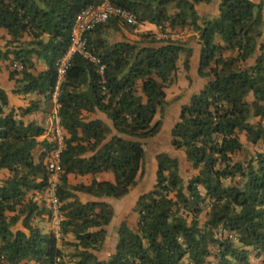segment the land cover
Returning <instances> with one entry per match:
<instances>
[{"label":"trees","instance_id":"obj_1","mask_svg":"<svg viewBox=\"0 0 264 264\" xmlns=\"http://www.w3.org/2000/svg\"><path fill=\"white\" fill-rule=\"evenodd\" d=\"M102 1L0 0V27L12 42L31 37L25 48L13 52L23 67L12 71L11 78L23 75L17 82L24 92L40 91L50 98L57 78L55 63L70 45L76 16ZM110 2L136 15L133 29L151 23L163 33L166 25L198 32L202 45L198 74L211 80L182 105L171 129L172 147L183 150L197 173L186 184L181 160L159 153L157 183L137 202V230L123 222L117 227L115 253L105 260L99 257L108 236L106 227L116 215L114 206L107 201L84 203L75 192L115 199L130 194L143 172L144 141L157 136L163 126V120L155 118L168 106L165 88L179 69L181 55L186 54L184 67L189 71L193 54L185 42L172 38L148 45L112 44L107 30L122 23L112 18L88 35L89 48L105 66L103 73L75 55L60 90L59 114L68 133L58 187L61 238L32 223L33 216L45 209L29 193L44 192L50 176L45 165L48 140L40 159L34 156L45 129L19 119L14 110L7 112L9 96L0 85V169L10 173L0 184V264L24 260L62 264L65 254L59 239L75 248L73 264H182L186 257L190 264H210L214 247L218 254L213 264H252L248 247L264 254V148L247 162L235 161L233 155L244 149L241 133L250 143L264 146V3L222 0L219 16L207 19L197 5L213 0ZM35 55L48 65L38 74L33 72ZM255 56L254 65L240 67ZM96 112L106 114L112 125L89 116ZM253 118L259 121L252 123ZM109 171L114 182L69 183L70 174ZM205 207L208 218L202 226L199 217ZM68 234H73V241L65 240Z\"/></svg>","mask_w":264,"mask_h":264},{"label":"crops","instance_id":"obj_2","mask_svg":"<svg viewBox=\"0 0 264 264\" xmlns=\"http://www.w3.org/2000/svg\"><path fill=\"white\" fill-rule=\"evenodd\" d=\"M222 0H213L212 3H201L197 5V10L202 18L212 19L217 18L220 14V4ZM256 3H264V0H253ZM174 9L171 11L174 13ZM166 32H170L171 34H175L176 40H182L185 42L188 41V37L184 35V29H176L172 30L168 25H166ZM107 35L110 39V42L117 43L121 41H128L132 43H140L142 45H148L149 43H143L138 40H140L141 37L144 36V34H152L156 39H161L163 36V32L155 24L151 23H144L141 24L139 27L135 29L128 30L122 23H119V28H110L107 31ZM194 34L197 35V39L194 41H190L187 45L193 49V54L190 59V70L188 71V76L192 80H197L198 82H204L205 85L209 80H211V77L208 78H202L198 74L199 66H200V57H201V50L202 45L199 42V35L198 32H194ZM185 38V39H184ZM31 37L25 36L23 38H20L19 40L12 42L13 37L9 35L8 31L5 28L0 27V65H1V71H0V85L3 89L6 90L9 96V106L7 107V112L16 111V113H19L18 118L24 120L26 123L29 122H35L38 125L42 126L45 129V133L39 137V141L41 144L36 148L34 151V156L36 161H38L41 157V155L45 151V144L44 142L47 141L48 132L51 126L50 121V113L53 109V104L51 102V99L47 97L45 94L41 93L40 91L35 92H24L23 86H20L18 84V80L22 79L23 75L18 73L15 75V78H11V72L13 71L11 65L12 62L15 60L14 51L21 50L22 48L26 47L27 41H30ZM218 43L223 44L222 40L217 37L216 38ZM261 52L258 51L256 56L260 54ZM233 52H228L227 55H232ZM256 56L253 59V62L251 65L255 64ZM34 61L36 64V68L33 70L35 74H38L42 71H45L48 69V65L45 61L39 59L37 55L34 56ZM22 68L18 69L17 71L20 72ZM205 85L200 87L198 91H194L192 93H198L200 92ZM191 95V96H192ZM190 96V98H191ZM190 98L187 103H189ZM185 103V104H187ZM31 106H35V109L27 114H22L20 111L23 109H27ZM91 118H99L107 122L109 125H112V122L108 119L107 115L102 112H96L89 114ZM178 121V120H177ZM173 122V125H171V129L177 122ZM184 153V152H183ZM184 156L186 157L185 153ZM187 160V158H186ZM157 167V164H156ZM10 175L9 171L5 168L0 169V184L3 180L8 178ZM94 179H97L99 181H111L114 182L115 176L114 173L109 172H102L96 175L88 174V175H76V174H70L69 175V183L71 185H78V184H85L89 185L93 182ZM133 190V189H132ZM131 190V192H132ZM131 192L127 196L121 198V199H115V198H98L86 193L82 192H75L76 195L79 197V199L86 203L90 201H107L111 203L114 206L116 215L113 219V221L106 227L108 231V236L106 240V244L104 248L98 253L99 257L103 260L108 259L113 253L116 251V247L118 244V233H117V227H119L123 222H126L131 229L137 230L138 228V222L140 218V213L136 208H138L137 202L139 198L130 200ZM31 197L35 201L38 202L40 207H42V200L43 194L37 191H32L29 193ZM32 223L34 226L40 228L45 233H50L52 229V225L49 222V219L47 217V213L45 210L41 213H36L33 216ZM60 238V237H59ZM66 241H73L74 236L73 234H68V237H65ZM59 246L62 248L63 252H70V249L68 248L69 245L65 244V242L61 239H59ZM250 251L255 250L254 247H248ZM258 252H262L261 250L257 249ZM264 255V254H262ZM258 257L262 258L260 255ZM251 252L250 259L252 264H257V262L260 261V258H258ZM186 263H189V259L186 257L184 260ZM21 264H36L34 261L30 260H24ZM73 264V263H71Z\"/></svg>","mask_w":264,"mask_h":264},{"label":"built area","instance_id":"obj_3","mask_svg":"<svg viewBox=\"0 0 264 264\" xmlns=\"http://www.w3.org/2000/svg\"><path fill=\"white\" fill-rule=\"evenodd\" d=\"M112 18H118L132 26L138 24L135 14L112 4L110 0H103L98 5L89 6L76 16L71 29L70 45L67 51L59 57L55 63L57 78L55 86L50 94L53 109L50 113L51 126L47 137L50 143V149L45 158V165L50 176L48 185L42 194L47 201V208L49 211L48 219L52 225V233L57 237L61 236L62 231V202L60 201L58 193L61 175L63 174L61 155L66 148V140L68 138V133L62 124L59 114L61 107L59 103L61 86L65 81L67 72L72 65L75 55H81L85 59L93 62L98 67L99 71L103 73L105 66L101 64L100 59L89 48L88 35L98 25L106 23ZM162 38L175 39L176 36L170 32H165ZM11 67L13 70H18L22 68L23 65L20 61L15 59Z\"/></svg>","mask_w":264,"mask_h":264},{"label":"rangeland","instance_id":"obj_4","mask_svg":"<svg viewBox=\"0 0 264 264\" xmlns=\"http://www.w3.org/2000/svg\"><path fill=\"white\" fill-rule=\"evenodd\" d=\"M120 22H122V24L128 30L133 29L131 25L129 26L123 21H120ZM183 31L185 32L184 35L188 37L186 38L188 39V41L187 40L185 41L186 44H188L190 41H193V40L195 41L197 39V35L194 34L195 30L192 27H186L184 28ZM153 40H156V38L152 34H144V36L141 37L140 40L138 41L150 44L153 42ZM180 41H183V39ZM185 59H186V54L183 53L180 57L179 69L177 73L172 78V82L168 84L165 88L166 93H167L168 106L164 114H162V112H159L155 118V121L160 120V119L163 120V126H162L160 133L157 136L144 141L146 157H145L144 164H143V172L139 175L137 185L133 188L131 192L130 200L134 198L137 199L142 194L154 189L157 183L156 156L161 152H168L172 156L178 157L181 160V173H182V177L186 184L188 183L189 179L197 173V171L193 168L192 164L188 160H186L183 150H176L171 145V125H173V122L179 120L182 105L187 103L192 93L196 90L198 91V89L202 87V85L204 86L205 81H206L205 80L204 82H198L197 80L194 81L190 79V77L188 76V70H186L184 67ZM253 59L252 58L249 59L246 63H240V67L246 68V67L252 66L251 64L253 62ZM249 101L253 102L254 97L250 96ZM258 121H259V118H253L251 120L252 123H256ZM240 137L244 143V149L239 151L235 155H233V159L235 161L247 162L251 160L252 157H254L258 152L263 150L264 146L262 144L250 143L247 140L245 133H241ZM41 200H42V207H44L47 213V217L49 218L48 210H47V201L44 196L41 198ZM137 209L138 208H136V211ZM208 210L209 208L205 207L204 211L199 217L200 224L202 226L204 225L205 221L208 218V215H207ZM50 231H51L50 233H52V230ZM61 237L62 235L60 236V238ZM67 237L68 235L66 236V238ZM68 248L70 249V252H64L65 256H64V260L62 264H71V263H74L75 261V257L73 256L75 248L71 245H69ZM251 252L255 254V256L257 257L258 255L262 257V258L258 257L260 258V261L257 262V264H264V255H262L263 252H258L257 249L252 250ZM212 253H213L212 256L208 258V261L210 262V264H213L217 261L216 257L218 254V248L217 247L212 248ZM182 264H187V263L186 261L185 262L183 261Z\"/></svg>","mask_w":264,"mask_h":264}]
</instances>
